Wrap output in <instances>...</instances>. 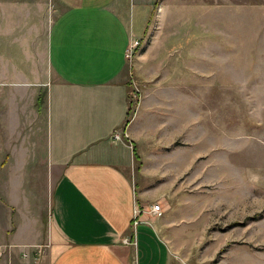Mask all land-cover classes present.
<instances>
[{
	"label": "crops",
	"instance_id": "1",
	"mask_svg": "<svg viewBox=\"0 0 264 264\" xmlns=\"http://www.w3.org/2000/svg\"><path fill=\"white\" fill-rule=\"evenodd\" d=\"M157 1L0 0V264L46 242L45 264H172L148 214L134 224L136 143L110 139L131 122L127 49ZM220 7L163 0L167 39Z\"/></svg>",
	"mask_w": 264,
	"mask_h": 264
},
{
	"label": "rangeland",
	"instance_id": "2",
	"mask_svg": "<svg viewBox=\"0 0 264 264\" xmlns=\"http://www.w3.org/2000/svg\"><path fill=\"white\" fill-rule=\"evenodd\" d=\"M169 1L230 9L206 16L210 23L174 24L188 36L179 46L167 39L158 0L128 51L124 127L137 146L129 173L139 208L160 204L146 216L172 264H264V0ZM47 248L30 264H45Z\"/></svg>",
	"mask_w": 264,
	"mask_h": 264
},
{
	"label": "built area",
	"instance_id": "3",
	"mask_svg": "<svg viewBox=\"0 0 264 264\" xmlns=\"http://www.w3.org/2000/svg\"><path fill=\"white\" fill-rule=\"evenodd\" d=\"M138 44H139L138 39L137 40H134L130 44V46L128 47L127 52L130 49L136 47ZM122 137H128L127 132L125 130L122 132L121 130L114 129L112 131V133L110 134V139L112 141H116L118 139H121ZM143 213H146V214H148L150 216L158 215L159 213H161V206H160L159 203H153L150 207H148V209H145V208H141V209L140 208H136L134 210V224H137L138 223V218ZM124 242L130 243L131 241L127 239V240H124ZM2 255H3V250L0 249V259H1Z\"/></svg>",
	"mask_w": 264,
	"mask_h": 264
},
{
	"label": "trees",
	"instance_id": "4",
	"mask_svg": "<svg viewBox=\"0 0 264 264\" xmlns=\"http://www.w3.org/2000/svg\"><path fill=\"white\" fill-rule=\"evenodd\" d=\"M129 122V119H126L125 121V125ZM134 151H135V145H134ZM135 156L137 157L136 153H135Z\"/></svg>",
	"mask_w": 264,
	"mask_h": 264
}]
</instances>
